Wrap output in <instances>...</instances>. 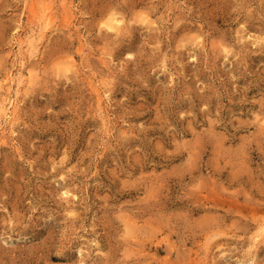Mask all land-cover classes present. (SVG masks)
I'll use <instances>...</instances> for the list:
<instances>
[{
	"label": "rangeland",
	"instance_id": "obj_1",
	"mask_svg": "<svg viewBox=\"0 0 264 264\" xmlns=\"http://www.w3.org/2000/svg\"><path fill=\"white\" fill-rule=\"evenodd\" d=\"M0 264H264V0H0Z\"/></svg>",
	"mask_w": 264,
	"mask_h": 264
},
{
	"label": "bare ground",
	"instance_id": "obj_2",
	"mask_svg": "<svg viewBox=\"0 0 264 264\" xmlns=\"http://www.w3.org/2000/svg\"><path fill=\"white\" fill-rule=\"evenodd\" d=\"M144 20H147V17L144 16ZM121 20L124 21V18L122 19L116 15V13H112L105 21L104 24L108 26L109 28L121 30L123 28V25H121Z\"/></svg>",
	"mask_w": 264,
	"mask_h": 264
}]
</instances>
